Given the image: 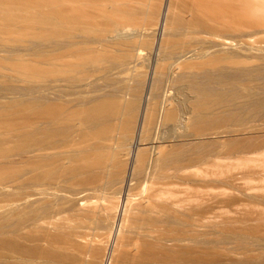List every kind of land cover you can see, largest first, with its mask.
<instances>
[{
    "label": "rangeland",
    "instance_id": "374dc122",
    "mask_svg": "<svg viewBox=\"0 0 264 264\" xmlns=\"http://www.w3.org/2000/svg\"><path fill=\"white\" fill-rule=\"evenodd\" d=\"M259 1L217 0L206 4L212 15L197 19L184 12L186 0H152L149 11L137 16L115 10L114 0H99L97 6L107 15L96 13L95 20L69 19L52 10L35 14L24 3L13 2L8 10L0 4L1 25L15 24L0 28L7 30L0 32V204L5 205L0 227L9 234L22 219L30 225L40 218L33 239L0 245L8 255H0V264H161L163 246L178 249L197 242L210 252L208 262L197 264H264V0ZM113 19L138 30L130 37L117 36L115 26H109ZM75 41L86 42L95 52L56 65L69 81H59L58 70L19 65L25 61L49 67L47 58ZM174 57H179L174 68L163 71ZM167 87L170 96L164 98ZM37 89L61 101L113 98L115 119L90 126L74 116L66 142L45 151L34 145L31 133L30 104ZM219 99L224 102L220 107L215 105ZM197 102H203L200 112L206 114L201 121L194 116ZM179 108L188 113L182 126L173 127L176 121L164 120V114H177ZM181 133L188 134L182 137L187 140H181ZM85 142L92 144L86 147ZM88 148L102 154L99 160L90 158L89 175L104 180L97 192H78L79 178L66 175L35 183L55 166L38 170L37 163L52 158L58 171H66L81 164ZM176 148L183 157L211 153L182 172L186 180L174 179L189 187L178 194L181 199L212 207L204 224L182 223L180 212L198 216L185 208L175 215L154 209L152 204L169 203L165 200L170 196L154 195L150 182L143 190L145 172L151 179L164 167L162 162L179 158L171 157L178 154ZM139 152L143 160L136 161ZM128 195L136 197L135 217L130 220L125 213L128 220L121 224L114 206ZM184 234L195 235V240L180 239ZM148 242L158 252L144 249Z\"/></svg>",
    "mask_w": 264,
    "mask_h": 264
},
{
    "label": "bare ground",
    "instance_id": "6f19581e",
    "mask_svg": "<svg viewBox=\"0 0 264 264\" xmlns=\"http://www.w3.org/2000/svg\"><path fill=\"white\" fill-rule=\"evenodd\" d=\"M98 1L99 0H0V4H2L6 10H8L13 2L24 3V5L22 6L27 5L28 9H29L28 6H30L35 14H41L42 10H52V11H61L64 14V16L69 19L76 18V19H81V20H95L97 19L96 13L107 15L104 9H100L97 6ZM114 1H115V10L122 11L124 14L129 15V16H137V15H141L142 13L146 11H149V9L146 7L147 4L149 5V7H152V5L150 4L152 0H149V1L148 0H114ZM186 1L188 4L189 0H186ZM216 1L217 0H195L190 5L189 4L186 5L187 7H184L183 10L188 15L189 14L194 15L196 19L197 17H200V14L212 15V10L206 7V4L213 5ZM229 1L231 0H225L226 3H228ZM254 2L255 0H251V3H254ZM258 4H261L259 0H258ZM166 17H167V12L163 11L161 24L164 25V21L166 20ZM178 21H180L179 18H178ZM3 23L4 24L2 25L0 23V28H3V27L6 28L7 26L11 27L15 25L14 23H11L8 21L3 22ZM6 23L7 25H5ZM204 25L206 27L209 26L207 24H204ZM109 26H112V27L115 26L112 29V31H115V34L121 37L133 36L134 33L138 30V28L133 27L129 24L121 25L117 23L116 19H113L112 23ZM141 28L142 27H140V30ZM0 32L4 33V32H7V30L5 31L0 30ZM85 43L86 42L79 43L75 41L72 44H70L69 47L65 51L61 52L60 54H58L59 52L52 54L50 57L47 58L50 64L49 67H44L42 65L38 67V64H29L25 61H21L19 65L23 69H28L32 71H39V70L49 71L50 70L51 72L53 70H58L59 75H60L59 81H63V82L69 81L70 77L69 75H67L65 70L56 67V65L62 64L63 59H66L69 57H73V58L87 57L89 52L91 51L95 52L94 49H91L92 48L91 46L86 45ZM139 54H141V51H139ZM178 59L179 57H174L171 63H168L165 66V69H163V71H168L167 73H169L174 68V66L177 64ZM91 76H93V74H90L87 77H91ZM87 77L86 79H88ZM36 91H37V94L36 96L32 97L31 104H30V107L32 109L31 133L34 136V145L38 146L40 149H43L45 151H48L50 149H55L56 147L61 146L64 142H66L65 140L66 129L72 126L73 124L72 118L74 116L82 117V120L90 126L101 125L106 120L115 119L116 106L113 103L114 102L113 98L95 96V97L87 99V101H80V100L75 101L74 99H69L68 101H61L59 98H56V100H54L48 95H43V94L40 95L39 89H37ZM167 91H168V87L163 93V95L165 96L164 98H166L167 96H170L168 95ZM200 95L202 98H205L204 94H200ZM199 99L202 100L201 98H198V100ZM217 102L215 103V105H217L218 107H220V103L224 104V102L220 101V99ZM162 103L163 101L160 103L161 104L160 108L165 105L163 103L164 105L162 106ZM202 103L203 102H197V105H195L194 107L196 108L195 110L197 112V114L194 115L195 119L199 118L200 121L202 120L201 118H203V120L204 118H206L205 117L206 114L204 113L201 114V112H203L201 111ZM19 109L23 111L26 109V106L20 105ZM120 111L121 110H118V112ZM162 111L163 109H161V112ZM184 111L181 110V108H179L177 110L178 113L176 114V110H167L166 113L164 114V120H170V121L175 120L176 123H175V126L173 127L182 126L186 118V115L188 113ZM207 113H210V111ZM160 115H161L160 117L163 118V115L162 114ZM151 116L153 118L154 113L151 114ZM151 116L148 118V121H147L148 125L151 123V120H152ZM176 129L177 128H175V130ZM184 130H187V129L184 128ZM181 131H179V133ZM176 132L177 131H175V133ZM187 135L183 133L179 134L180 138L184 136L187 137ZM191 138L192 140L194 139L193 136ZM206 138H209V137L206 136ZM181 140L183 141L187 139L182 138ZM151 143H153L152 140H151ZM91 144L92 142H85L86 147H90ZM16 146L18 149V147L21 145L16 143ZM198 147L200 146L195 145V152H197L196 150ZM176 149L178 151V154L171 156V157L179 156V158L174 159V160H172L173 158H171L167 162L166 161L162 162L161 164L164 167H161V170L159 172L156 171V174L153 173L151 176V179H148V172L147 171L145 172L144 174L145 176H143V179H144L143 190L145 189V185L147 188L146 183L150 182L151 185L149 184L150 185L149 188H151V191L154 195L161 196L163 194H168L170 196V198L165 200L166 202L170 201L169 203H165L161 205L152 204L151 206L154 209L160 208L163 211H167L175 215L178 212L177 210L180 211V208H185V211L188 210L189 214H197L198 216L196 219H193L190 216L186 215V213L180 212V215H178V218L182 223H185L186 225H190V226L193 223L204 224V222L206 221V217L204 215L207 214L208 211L212 209V207L207 204L200 203V202L191 203L190 199H181L178 196V194H180L183 190H186L189 187L184 182H177L174 179L178 178L181 180H186V177L182 176L183 175L182 172L187 171L188 168L192 166L194 162L199 160V157L201 159V157L210 156L211 153L206 152V154H202L198 156V159H197V156L196 158L190 157V155H187L186 153H185L186 156L183 157L184 154L179 151L180 149L179 148H176ZM139 150L140 148L137 149V151ZM92 151L93 150L88 148L86 154L82 158L81 164L80 165H69L66 171H64L62 167L58 171V162H56L52 158H49L45 164L37 163L38 170H42L46 168L47 166H51V165H55V166L50 167L48 169V172L41 173L42 176L36 177L34 179L35 183H39L40 185H42L43 179L51 178L55 174H58L59 176L66 175L69 179L79 178L82 185L78 187L77 189L78 192H82V191L83 192L87 191L90 193L97 192L104 185V180H103V176L89 175V171L93 169V166L90 160L92 159V157L99 160L102 157V154H100L96 150H94L93 153H91ZM139 159L143 160L141 152H139V156H137L136 161H139ZM205 159L208 160V158L206 157ZM139 168L141 171L145 170V167L143 164L139 165ZM207 173L208 172H206V174ZM138 181H142V178L141 177L138 178L137 182ZM209 183L210 182H204V184L206 185ZM221 187H224V186L221 185ZM226 192L224 190V193ZM196 199L197 198H195L194 200ZM135 200H136V197L131 198V196L128 195V197H126L125 199L119 200L118 203L114 206V209L116 211V217L119 218L121 215L120 217L121 224L126 223V221L129 218L130 220H133V218L135 217V216L133 217V205L135 203ZM3 206L5 205L0 204V208H2ZM121 211H122V214H121ZM125 213H129L128 219L124 218ZM34 216H37V215L35 214ZM142 220L146 222H150V223H153L155 221V219L152 217H144ZM39 221H40V218L34 217L31 224L29 225V224H26L25 221L22 219L21 221L18 222V225H15L12 228V230L9 231V234L3 231L4 227H0V245L8 244L11 241H16L18 239H33L34 238L33 228H35L39 224ZM19 227L20 229L24 228L25 231L19 232ZM180 239L182 240L194 239L195 240V235L184 234V236L181 237ZM135 244L136 243H134V245ZM197 245H198V242L188 245V246L181 245L179 246L178 249H173L171 247L163 246V249H164L163 256L164 257L162 259L161 264H169L175 261L176 262L179 261L180 264H197L198 262H208L210 252L207 249H201L197 247ZM144 249L150 250L153 252H158L154 248L153 244H151L150 242L146 244ZM159 253L162 254V252H159ZM0 255L8 256L7 253L4 251H0Z\"/></svg>",
    "mask_w": 264,
    "mask_h": 264
}]
</instances>
